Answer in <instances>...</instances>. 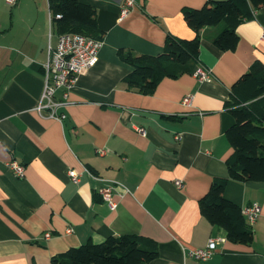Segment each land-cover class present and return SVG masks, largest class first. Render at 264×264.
Instances as JSON below:
<instances>
[{
  "label": "crops",
  "instance_id": "obj_1",
  "mask_svg": "<svg viewBox=\"0 0 264 264\" xmlns=\"http://www.w3.org/2000/svg\"><path fill=\"white\" fill-rule=\"evenodd\" d=\"M83 1L96 10L103 43L58 107L65 113L59 121L35 109L47 46L57 39L47 0H0V264H52L51 256L70 247L120 234L157 242L149 264H191L188 250L211 237L215 251L199 264H264V181L227 179L232 148L225 130L233 117L224 105L249 65L264 64V5L236 27L234 50L210 42L215 27L201 30L199 64L210 71L207 79L166 77L142 94L122 81L131 66L118 50L158 54L167 33L193 37L181 9L208 0H134L124 16L122 0ZM12 160L23 165L22 176ZM82 166L92 174L72 182L67 170ZM218 179H227L223 194L241 208L261 206L249 245L228 241L199 211V199ZM105 181L116 182L113 209L97 192Z\"/></svg>",
  "mask_w": 264,
  "mask_h": 264
},
{
  "label": "trees",
  "instance_id": "obj_2",
  "mask_svg": "<svg viewBox=\"0 0 264 264\" xmlns=\"http://www.w3.org/2000/svg\"><path fill=\"white\" fill-rule=\"evenodd\" d=\"M52 30L80 33L102 39L94 6L83 0H47ZM264 0H208L200 7H183L182 17L194 31L191 38L167 33L158 54H134L120 48L119 58L131 66L122 77L127 88L151 94L166 77L194 73L199 64L202 29L215 27L210 42L221 51L234 50L236 27L254 17ZM58 15V16H56ZM225 108L233 123L225 130L232 148L226 160L227 179L238 182L264 181V64L254 60L231 85ZM227 179L211 182L199 199V211L212 225L221 227L232 243L249 245L254 239L252 224L241 207L227 199ZM158 255L157 242L141 234L110 235L99 243L86 242L51 256L52 264H149Z\"/></svg>",
  "mask_w": 264,
  "mask_h": 264
},
{
  "label": "built area",
  "instance_id": "obj_3",
  "mask_svg": "<svg viewBox=\"0 0 264 264\" xmlns=\"http://www.w3.org/2000/svg\"><path fill=\"white\" fill-rule=\"evenodd\" d=\"M8 4L13 5L17 0H5ZM134 0H122L120 5V15H126L133 7ZM58 16V15H56ZM48 26L51 33V14L48 13ZM49 33V35H50ZM264 36V32H263ZM103 43L102 39L87 37L80 33L64 32L57 34L56 44L54 46L48 44L47 56L42 64L43 87L39 96L35 109L45 117L54 118L62 121L65 118L64 112H58V107L67 104V94L75 87L79 75L92 67L98 58V51ZM194 75L199 80L207 79L210 76V71L207 68L199 65ZM57 90L62 91V98L55 99ZM191 101L190 95L182 98L184 104H189ZM178 137V136H177ZM103 152L100 150V153ZM10 168L16 176H22L24 167L22 164L12 160L9 162ZM92 174L91 171L82 166L81 170L69 168L66 172L68 178L78 183L81 176L84 174ZM175 184L182 186V181L177 179ZM116 185L115 181H105L97 192L105 201L110 209L115 208V202L112 199L113 189ZM245 219L252 224L261 212V206L258 203H252L241 208ZM70 231V229H68ZM45 237L50 236V232H45ZM217 238H209L207 244L202 248H193L188 250L187 254L194 259L191 264H199L209 258L215 251V243Z\"/></svg>",
  "mask_w": 264,
  "mask_h": 264
}]
</instances>
